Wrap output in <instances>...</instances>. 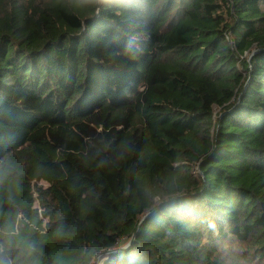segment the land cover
Returning <instances> with one entry per match:
<instances>
[{"label":"trees","instance_id":"obj_1","mask_svg":"<svg viewBox=\"0 0 264 264\" xmlns=\"http://www.w3.org/2000/svg\"><path fill=\"white\" fill-rule=\"evenodd\" d=\"M0 169L41 264H264V0H0Z\"/></svg>","mask_w":264,"mask_h":264},{"label":"clouds","instance_id":"obj_2","mask_svg":"<svg viewBox=\"0 0 264 264\" xmlns=\"http://www.w3.org/2000/svg\"><path fill=\"white\" fill-rule=\"evenodd\" d=\"M80 6L96 4L102 0H76ZM136 37H129L125 44V54L132 53ZM135 59V56L131 57ZM7 178V172L0 169V184ZM35 225L17 214L0 212V264H41L42 248L33 238ZM56 264H61L57 261ZM90 264H108V257L96 255Z\"/></svg>","mask_w":264,"mask_h":264},{"label":"water","instance_id":"obj_3","mask_svg":"<svg viewBox=\"0 0 264 264\" xmlns=\"http://www.w3.org/2000/svg\"><path fill=\"white\" fill-rule=\"evenodd\" d=\"M144 219H145V218L142 219L141 223L144 221ZM132 240H133V238H131V240L129 241V243H128L126 246H124V248L127 247L130 243H132V242H131ZM112 251H113V250H112ZM112 251H106V252H103V253H101V254H99V255L103 256V255H105V254H107V253H110V252H112Z\"/></svg>","mask_w":264,"mask_h":264},{"label":"rangeland","instance_id":"obj_4","mask_svg":"<svg viewBox=\"0 0 264 264\" xmlns=\"http://www.w3.org/2000/svg\"><path fill=\"white\" fill-rule=\"evenodd\" d=\"M249 58H250V55L246 54ZM41 184H43L44 186H46L47 184L45 182H42ZM104 256V255H103Z\"/></svg>","mask_w":264,"mask_h":264}]
</instances>
